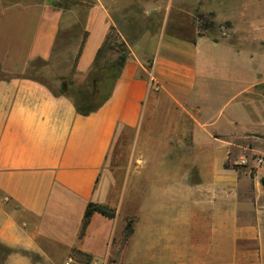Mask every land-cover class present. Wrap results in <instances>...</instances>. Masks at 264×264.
I'll return each mask as SVG.
<instances>
[{
	"label": "crops",
	"instance_id": "0c3cea01",
	"mask_svg": "<svg viewBox=\"0 0 264 264\" xmlns=\"http://www.w3.org/2000/svg\"><path fill=\"white\" fill-rule=\"evenodd\" d=\"M53 1L0 0L5 264H264V167H233L245 157L238 151L264 156L252 142L262 132L247 121L249 106L264 103V95L256 101L264 79H245L249 64L238 77L233 65L259 39L254 20L230 18L234 33L241 22L247 33L227 42L203 28L195 4L159 25L153 17L115 23L105 0L82 16ZM112 27L128 59L109 98L82 115L46 81L82 83ZM88 204L115 217L94 213L82 232Z\"/></svg>",
	"mask_w": 264,
	"mask_h": 264
},
{
	"label": "rangeland",
	"instance_id": "374dc122",
	"mask_svg": "<svg viewBox=\"0 0 264 264\" xmlns=\"http://www.w3.org/2000/svg\"><path fill=\"white\" fill-rule=\"evenodd\" d=\"M94 0H73V4L69 7H74L77 9L78 14L82 16V13L87 9V7L93 3ZM106 4L109 5L108 10L110 11L111 18L115 21L122 20H136L139 17H153L159 25L162 22H172V20L178 19L181 21L183 19L184 11H190L193 7L190 4H195L194 15L196 17H201L204 25L202 23L203 28L207 29L212 35L219 38V40H224L227 42H235L236 38L241 40V38L246 37L247 28L245 23H237L236 32L234 33L232 28V22H230V18L239 21L243 16L249 17V19L254 20L255 23V37L256 39L253 46H244L242 54L237 57V59H233L234 68L238 69L237 74L240 77V73L243 65L249 64V68H254L253 76L249 72V77L245 72V79L249 81H258L264 79V53L262 52L264 49V42L261 40L262 37V22L264 21V0H105ZM76 3V4H75ZM200 5H205L207 8L212 10V13L207 17H202L197 14V10L200 8ZM203 14V13H201ZM227 15L228 20H224L223 22L214 23L212 20L215 16L218 15ZM236 23V22H235ZM259 26V27H258ZM116 31L115 27H113ZM225 52L224 50H216L215 57L218 58V63H224L222 58H224ZM236 76V72L234 73ZM1 77V74H0ZM46 81V80H44ZM46 83L53 87L55 90L58 87L52 86L51 82ZM71 83V82H70ZM73 85H79L78 83H72ZM264 95V86L256 87V101H258V96ZM261 100H264L262 97ZM238 102L233 103L236 105ZM248 111L251 112V116L248 117V124L254 126L252 129L258 130V132H262V134H255V141L260 145H264V103L263 105L255 103L254 106H249ZM247 124V123H246ZM245 128V127H244ZM264 148V147H263ZM264 150V149H263ZM238 154L242 157L235 162L233 165L234 168L243 170L245 172H249L251 174H255L256 171L260 170L262 172L263 167L256 168L253 160L256 157H264L259 153L247 151H238ZM122 159V158H121ZM227 165H230L228 162ZM114 179L118 180L117 176ZM165 246V240H159L157 242V246L159 253L162 254V250ZM10 254V253H9ZM8 254V255H9ZM8 255H5L1 258V263L5 264V259ZM129 261V260H128ZM106 264H114L113 262H107ZM131 264H134L131 263Z\"/></svg>",
	"mask_w": 264,
	"mask_h": 264
},
{
	"label": "trees",
	"instance_id": "16d2710c",
	"mask_svg": "<svg viewBox=\"0 0 264 264\" xmlns=\"http://www.w3.org/2000/svg\"><path fill=\"white\" fill-rule=\"evenodd\" d=\"M53 3L57 7L67 9L72 6L68 4H73V0L53 1ZM127 59L128 49L126 44L118 38L116 31L112 27L105 42L97 52L92 68L84 81L79 85H73L71 81L64 79L57 90L52 87L51 90L54 93H65L74 97L76 110L82 115H88L97 110L109 98L114 83ZM260 182L264 188V176ZM94 213H99L109 219L115 217V211L107 206L88 204L84 213L82 232ZM131 233L132 221L130 220L125 228L124 239ZM9 253H11V250L0 244V264H2L1 258Z\"/></svg>",
	"mask_w": 264,
	"mask_h": 264
},
{
	"label": "built area",
	"instance_id": "2783aa9c",
	"mask_svg": "<svg viewBox=\"0 0 264 264\" xmlns=\"http://www.w3.org/2000/svg\"><path fill=\"white\" fill-rule=\"evenodd\" d=\"M54 1H61V0H54ZM253 163L255 165L256 168H261L264 166V157H256L254 160H253ZM70 262V260L68 261V263Z\"/></svg>",
	"mask_w": 264,
	"mask_h": 264
}]
</instances>
